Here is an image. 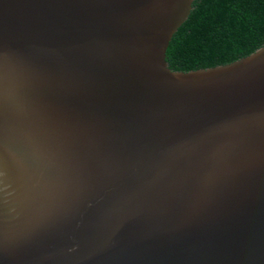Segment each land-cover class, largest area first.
<instances>
[{
	"label": "water",
	"instance_id": "obj_1",
	"mask_svg": "<svg viewBox=\"0 0 264 264\" xmlns=\"http://www.w3.org/2000/svg\"><path fill=\"white\" fill-rule=\"evenodd\" d=\"M194 0H0V264H264V45L173 71Z\"/></svg>",
	"mask_w": 264,
	"mask_h": 264
},
{
	"label": "trees",
	"instance_id": "obj_2",
	"mask_svg": "<svg viewBox=\"0 0 264 264\" xmlns=\"http://www.w3.org/2000/svg\"><path fill=\"white\" fill-rule=\"evenodd\" d=\"M264 45V0H194L166 51L173 71L226 65Z\"/></svg>",
	"mask_w": 264,
	"mask_h": 264
}]
</instances>
